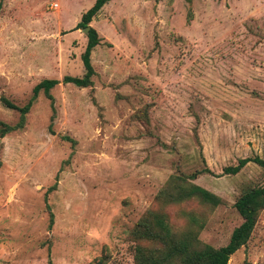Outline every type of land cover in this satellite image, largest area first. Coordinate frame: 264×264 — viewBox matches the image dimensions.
Returning <instances> with one entry per match:
<instances>
[{"label":"rangeland","instance_id":"obj_1","mask_svg":"<svg viewBox=\"0 0 264 264\" xmlns=\"http://www.w3.org/2000/svg\"><path fill=\"white\" fill-rule=\"evenodd\" d=\"M0 1V264H135L148 209L226 244L236 196L264 184L255 161L224 171L264 159V0H108L89 22L101 42L87 86L63 76L85 71L76 22L94 0ZM45 77L52 96L40 89L24 117L2 100L26 104ZM173 180L220 202L165 203ZM254 227L228 264H264V209Z\"/></svg>","mask_w":264,"mask_h":264},{"label":"trees","instance_id":"obj_2","mask_svg":"<svg viewBox=\"0 0 264 264\" xmlns=\"http://www.w3.org/2000/svg\"><path fill=\"white\" fill-rule=\"evenodd\" d=\"M107 1L94 0L81 13L76 26L84 27L89 25L93 16ZM190 17L191 12L188 11L187 19L189 20ZM86 32L88 42L85 50L81 53L85 71L81 76L70 73L64 75V82L73 81L79 86H87L92 83L91 75L94 69L91 63V51L101 42V37L92 25H89ZM57 82V78L50 77H45L38 81L32 88V95L28 99L29 101L22 106L6 96H3L2 100L12 106V108L21 110L22 117H24L39 90L43 89L45 94L51 97L49 89ZM10 127L5 125V128L1 129V134L3 135L5 130ZM236 161L225 166L224 171L226 173H237L250 161H255L264 166V159L258 155L239 157ZM205 169L210 168L206 166ZM157 197L165 203L177 202L191 197H197L211 205H216L220 202V197L216 193L192 181H169L159 189ZM234 206L242 220L233 229L228 242L220 246L199 241L197 234L193 231H178V229H174L165 212L148 209L141 214L132 229L133 238L137 241L133 254L135 264H228L230 256L249 240L255 228L254 225L258 214L264 209V184L250 186L241 191L235 198ZM51 220L52 214L50 213ZM106 257V253H101V255L91 260L89 264H105ZM47 264H51V262L48 261Z\"/></svg>","mask_w":264,"mask_h":264},{"label":"water","instance_id":"obj_3","mask_svg":"<svg viewBox=\"0 0 264 264\" xmlns=\"http://www.w3.org/2000/svg\"><path fill=\"white\" fill-rule=\"evenodd\" d=\"M88 28H89V25H86V26L82 27V29H83L85 32L88 30Z\"/></svg>","mask_w":264,"mask_h":264}]
</instances>
